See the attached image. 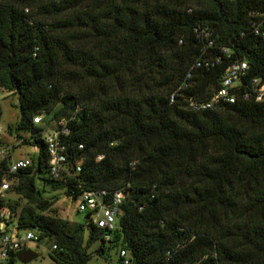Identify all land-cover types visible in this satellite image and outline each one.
<instances>
[{
	"label": "trees",
	"instance_id": "trees-1",
	"mask_svg": "<svg viewBox=\"0 0 264 264\" xmlns=\"http://www.w3.org/2000/svg\"><path fill=\"white\" fill-rule=\"evenodd\" d=\"M205 27L207 47L195 31ZM261 33L264 0H0V88L19 101L9 131L30 132L39 148L0 204L15 232L52 240L57 264L121 248L140 264H264V100L187 104L209 100L235 62L249 65L245 84L264 81ZM39 114L44 127L33 124ZM60 121L68 172L54 181L40 133ZM37 180L74 199L124 191L111 240L50 214L58 198Z\"/></svg>",
	"mask_w": 264,
	"mask_h": 264
},
{
	"label": "built area",
	"instance_id": "built-area-1",
	"mask_svg": "<svg viewBox=\"0 0 264 264\" xmlns=\"http://www.w3.org/2000/svg\"><path fill=\"white\" fill-rule=\"evenodd\" d=\"M207 40L205 47L211 46L213 41L210 39L212 33L205 27L200 31L195 30ZM256 34H260L258 28ZM264 39V33H261ZM202 65L199 61L195 64L198 68ZM208 66V63H205ZM249 70L246 61L235 62L229 66L221 80L220 87L214 92L209 100L196 101L187 99L188 109L192 112H204L218 107L219 105L235 104L238 94L243 100H249L253 97L254 101L262 102L264 100V81L260 78H253L248 85L244 83ZM193 77L192 69L186 75V81ZM184 83L180 88H186ZM243 88V90H242ZM171 102L174 101V94L171 96ZM33 124L37 127H44V115L39 114L33 118ZM53 128H46L42 131L41 138L46 144L47 152V171L51 179L60 181L65 173L68 172V160L66 154V145L62 140L63 136L68 135L69 130L66 127V121H60L53 124ZM17 131H5L0 127V204L6 200L12 186L11 176L20 170H26L32 165V154H38L39 148L33 145V134L26 132L27 136L18 135ZM20 134V133H19ZM28 146L30 153L23 151V147ZM82 148V145L79 146ZM104 155L97 156L100 161ZM81 171L80 165L76 167V173ZM70 199L74 205L71 209L76 213H88V222L92 223L97 230L102 231V237L106 242L112 238V233L118 228V219L122 215V204L125 199V193L122 190L110 192L106 189H90L83 191L76 199ZM6 209L0 205V264H13L10 260L18 252L26 250L30 243L38 242V235L31 230L15 232L13 223L9 222L4 216ZM53 251H62L57 245L52 246ZM117 257L121 264H140L134 260L126 249H118ZM14 264H20L17 260Z\"/></svg>",
	"mask_w": 264,
	"mask_h": 264
},
{
	"label": "rangeland",
	"instance_id": "rangeland-1",
	"mask_svg": "<svg viewBox=\"0 0 264 264\" xmlns=\"http://www.w3.org/2000/svg\"><path fill=\"white\" fill-rule=\"evenodd\" d=\"M19 119V101L16 94L13 92L5 91L0 88V127L7 131L9 128H13ZM46 124V122H45ZM46 126H49L46 124ZM52 126V125H51ZM54 126V125H53ZM50 127V126H49ZM22 136H27L26 132H19ZM26 153H30L31 149L28 146L22 148ZM37 187L42 192L44 197H57L58 199L52 205L50 214L56 215L63 220H68L72 225L84 224L88 213H76L71 209V205L74 203L65 197V188L61 185L53 186L52 183H43L42 180H37ZM15 201H18L22 207L25 202L12 196ZM84 238L87 237V232L83 233ZM100 243L96 242L87 252L91 253ZM53 241L44 238L38 242L30 243L29 249L35 250L38 254V258L33 260L30 264H57V258L51 254V247ZM111 260V261H110ZM110 260H105L99 255L92 256V259L87 264H111L115 263L117 257L111 255Z\"/></svg>",
	"mask_w": 264,
	"mask_h": 264
},
{
	"label": "water",
	"instance_id": "water-1",
	"mask_svg": "<svg viewBox=\"0 0 264 264\" xmlns=\"http://www.w3.org/2000/svg\"><path fill=\"white\" fill-rule=\"evenodd\" d=\"M88 218L89 215L86 216V220H88ZM15 258L20 264H30L33 260L38 258V254L32 249H26L18 252Z\"/></svg>",
	"mask_w": 264,
	"mask_h": 264
},
{
	"label": "crops",
	"instance_id": "crops-1",
	"mask_svg": "<svg viewBox=\"0 0 264 264\" xmlns=\"http://www.w3.org/2000/svg\"><path fill=\"white\" fill-rule=\"evenodd\" d=\"M85 221H86V219H85ZM27 249H29V248H27ZM35 251V250H34Z\"/></svg>",
	"mask_w": 264,
	"mask_h": 264
}]
</instances>
